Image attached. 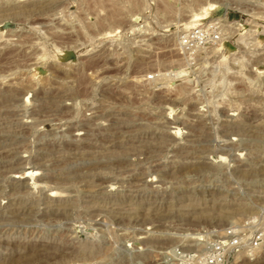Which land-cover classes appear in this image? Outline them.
Instances as JSON below:
<instances>
[{
	"label": "rangeland",
	"instance_id": "rangeland-1",
	"mask_svg": "<svg viewBox=\"0 0 264 264\" xmlns=\"http://www.w3.org/2000/svg\"><path fill=\"white\" fill-rule=\"evenodd\" d=\"M263 232L264 0H0V264H264Z\"/></svg>",
	"mask_w": 264,
	"mask_h": 264
},
{
	"label": "built area",
	"instance_id": "built-area-1",
	"mask_svg": "<svg viewBox=\"0 0 264 264\" xmlns=\"http://www.w3.org/2000/svg\"><path fill=\"white\" fill-rule=\"evenodd\" d=\"M237 232V230L228 231L227 237L231 240L228 245H232V247L242 246L246 243L250 245V241L239 243L238 240L240 236L237 235ZM252 239H254V242H252L251 245L255 244V246H258V242L264 241V232L254 233ZM226 248L220 244L211 245V247L208 248V253L206 255L201 256L200 254H195L193 256L186 257L183 260V264H224L227 255V250H225Z\"/></svg>",
	"mask_w": 264,
	"mask_h": 264
},
{
	"label": "bare ground",
	"instance_id": "bare-ground-1",
	"mask_svg": "<svg viewBox=\"0 0 264 264\" xmlns=\"http://www.w3.org/2000/svg\"><path fill=\"white\" fill-rule=\"evenodd\" d=\"M213 6H210V8L208 7V8H202V10H204V14H205V16H207V14H208V11L212 8ZM194 17H196V18H198L199 17V14H196ZM199 19V18H198ZM187 28H191V29H195V27L193 26V25H191L190 24V27L188 26ZM64 55H66L65 53H63L61 56H63L64 57ZM10 57V56H9ZM11 58V57H10ZM144 76V75H143ZM143 76L142 77H139L138 79H140L139 81H141V82H144L146 79H143ZM138 81V80H137ZM139 83V82H138ZM143 84V83H142ZM239 231V230H238ZM238 236H241L242 234H237ZM247 241V239L246 238H243V239H240L239 238V240H238V242L239 243H245ZM264 246V245H263ZM190 246H188V248H189ZM171 251V250H170ZM184 253V252H183Z\"/></svg>",
	"mask_w": 264,
	"mask_h": 264
}]
</instances>
